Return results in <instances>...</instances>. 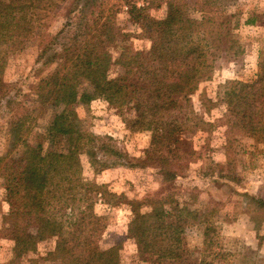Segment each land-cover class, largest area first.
I'll return each instance as SVG.
<instances>
[{"label": "trees", "instance_id": "16d2710c", "mask_svg": "<svg viewBox=\"0 0 264 264\" xmlns=\"http://www.w3.org/2000/svg\"><path fill=\"white\" fill-rule=\"evenodd\" d=\"M156 1H150L152 7ZM237 1L169 0L155 18L151 6H138L137 0H0V118L7 143L0 152V264H38L30 257L47 241L53 247L42 257L45 261L122 264V242L105 243L107 217L96 212L99 201L128 207L125 238L143 260L192 264L184 259L185 235L191 223L200 222L206 225L204 246L210 253L199 264L233 263L232 253L213 249L216 227L208 216L181 207L174 193L129 199L109 192L98 178L119 166L140 167L173 184L190 169L202 139L198 136L216 127L215 110L232 132L264 145V51L254 81H227L216 100L203 91L202 114L192 104L201 86L212 80L218 58L235 59L245 52L226 12ZM124 6L133 31L117 26ZM61 10L65 22L57 33L39 31ZM256 22L248 19L247 24ZM31 41L38 47L37 81L27 97L33 95L40 108L53 111L46 125L20 99L17 86L6 82L11 56ZM113 49L119 51L117 58ZM98 99L133 110L130 130L151 133L144 159H129L112 137L84 128L79 108ZM207 174L242 183L237 173ZM246 196L260 230L264 199Z\"/></svg>", "mask_w": 264, "mask_h": 264}, {"label": "rangeland", "instance_id": "374dc122", "mask_svg": "<svg viewBox=\"0 0 264 264\" xmlns=\"http://www.w3.org/2000/svg\"><path fill=\"white\" fill-rule=\"evenodd\" d=\"M150 1L152 0H137V4L141 7L151 6L150 15L160 18L164 10L162 3L169 0H157L153 7ZM127 11L128 8L124 6L123 12L117 17V26L126 31H133L135 27ZM226 12L232 16L233 34L245 52L239 58L233 59L223 54L217 59L212 80L205 82L192 98V104L199 114L203 113L200 101L203 91L216 100L220 86L227 81L252 82L258 74V63L264 51V0H239L230 5ZM253 18H257V22L253 25L247 24L248 19ZM45 22L48 26L40 28L39 31L57 33L65 22L63 11L51 14ZM125 43L121 42L120 45L123 46ZM136 43L147 45V42ZM113 54L117 58L119 51L113 49ZM37 57V41L29 42L22 51L12 55L7 68L6 82L18 87L16 89L20 90V99L32 109L39 123L46 125L52 118L53 111L40 108L35 103L33 95L27 97L30 86L37 81L34 76ZM121 71L120 68H114L116 75ZM213 114L216 127L208 134L198 136L202 137L196 143L198 152L191 158L193 162L185 177L169 185L151 168L119 166L105 170L99 176L98 182L105 184L109 192L116 195L124 194L129 199L144 200L159 191L162 192L161 197H164L172 192L181 207H188L208 216L209 221L216 227V232L212 233L213 249H223L227 253H232L234 255L232 264H264V222L260 230H256L251 218L254 207H250L246 196L264 199V145L238 136L225 123L223 114L217 110ZM79 116L84 128L101 136L112 137L115 146L129 159L137 161L145 158L146 150L151 144V133L130 130L128 122L135 116L133 110L119 109L98 99L90 106L79 108ZM205 117L209 119L208 116ZM3 128H6V124L4 118H0V152L5 151L7 145ZM233 139H236L235 142L229 143ZM17 154L18 151H15L14 155ZM208 172L215 173L214 175L222 173L226 176L237 173L242 183L206 177ZM85 176L87 178L93 176L87 165ZM96 212L107 217L105 243L113 245L122 242V264H159L155 259L143 260L135 246L127 242L125 232L129 222L128 207L124 205L112 207L99 201ZM205 229L206 225L200 222L188 226L184 241L187 250L184 259L187 263L199 264L200 260L210 253V249L206 250L204 246ZM52 247V241L44 242L40 244L38 253L30 258L38 259V264H59L42 258ZM208 259L211 260L212 256Z\"/></svg>", "mask_w": 264, "mask_h": 264}]
</instances>
